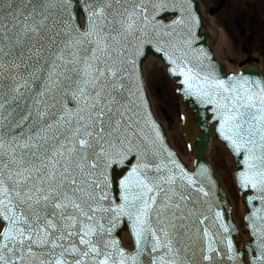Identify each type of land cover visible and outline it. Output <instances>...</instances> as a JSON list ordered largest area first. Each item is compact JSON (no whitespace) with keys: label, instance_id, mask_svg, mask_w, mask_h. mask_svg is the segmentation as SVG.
<instances>
[{"label":"snow or ice","instance_id":"1","mask_svg":"<svg viewBox=\"0 0 264 264\" xmlns=\"http://www.w3.org/2000/svg\"><path fill=\"white\" fill-rule=\"evenodd\" d=\"M200 26L193 0H0V264H264V76L222 74ZM149 49L236 160L243 250L153 118Z\"/></svg>","mask_w":264,"mask_h":264},{"label":"rangeland","instance_id":"2","mask_svg":"<svg viewBox=\"0 0 264 264\" xmlns=\"http://www.w3.org/2000/svg\"><path fill=\"white\" fill-rule=\"evenodd\" d=\"M199 2L205 7L207 15L211 16L215 26L225 34L227 39L222 46H218L220 37L217 35L213 46L217 57L233 71L255 63L261 66L264 72V0H199ZM214 8L216 13L213 15L211 10ZM169 80L171 79L165 71L158 68L157 65L156 68H153L148 75L150 85L153 82L149 87L151 99L157 116L169 127L178 147L183 152L185 151V156L189 158L192 155L189 148L184 146L182 140H176L178 138L175 129L182 130L183 113L176 101L174 103L170 101V94L176 96L178 93L174 92ZM214 159L215 167L233 192L229 180L232 168L228 167L225 158L221 157L220 151L218 156H214Z\"/></svg>","mask_w":264,"mask_h":264},{"label":"water","instance_id":"3","mask_svg":"<svg viewBox=\"0 0 264 264\" xmlns=\"http://www.w3.org/2000/svg\"><path fill=\"white\" fill-rule=\"evenodd\" d=\"M193 3H194V5H197L196 2L193 1ZM198 14L201 16V26H200L199 29H197V36L199 37L198 44L206 47L207 49H209V51L213 55L214 62H216L218 64L222 74L231 75L232 73H227L224 65L222 64V62H220L216 58L215 53L212 50L211 40L215 37V33L211 29V26L208 23L207 19L200 13L199 7H198ZM81 16H83V13H81ZM203 29H204V31H203ZM150 56H153V57H156V58L162 60L159 57L158 54L154 53V51L149 49L147 58L144 59L143 63H142L143 74H144V64L148 60V58ZM242 71L245 72L246 74H250V75L263 76L260 68L258 66H256V65H251V66L244 67V68H242L240 70V72H242ZM146 95L148 97L147 92H146ZM148 100H149V97H148ZM183 100H184V103L188 107V117H187V125L185 127V131L192 138V142L190 144V149H191V152L195 154V159H194V162H193V169H195L197 167V165L199 164V165H205V166L209 167L213 171L214 179L217 182V185H216L217 186V195H218V198H219L218 199V203L221 205V207L225 211V218L231 224L235 225V228H236L238 234L236 232H234L233 233V239L238 243V246L240 248V241L239 240L241 239L242 235H241V232L239 230L238 224H237L236 220L233 217V215H234L233 214V204H232V202H231V200L229 198L227 190L222 186L221 179L215 174V169H214L211 161L209 160V156L211 155L212 150H213L214 140H219L221 142H223V141L218 137V133L216 131V123H215V121H213L211 119L210 111H207L206 109H204L197 102H194L193 99H191V98L183 97ZM149 105H150L151 111L153 112L150 100H149ZM153 118L160 125L161 133L165 137V142L168 144L169 148L171 150H173L177 154V152L175 151V149L171 146V144L169 142L168 136L166 134V131H165L163 125L155 118L154 112H153ZM177 157L185 165V163L181 160V158L179 157L178 154H177ZM233 161L235 162V164H236V166L238 168V165L236 163V160H235L234 156H233ZM189 170H191V169H189ZM122 171H123L122 168L116 169L115 175L119 176ZM236 171H237V169H236ZM241 194L243 196V202H244V204L246 206L245 225H246V230H247L248 235H249V229H248V224H247V215H248V211H249V206L245 202L244 194L243 193H241ZM125 231H127V230H124L121 233V237H122V235H123V233ZM251 239L252 238L249 235V241ZM249 241H246L244 243L243 247L240 248V249L243 250L245 245Z\"/></svg>","mask_w":264,"mask_h":264},{"label":"bare ground","instance_id":"4","mask_svg":"<svg viewBox=\"0 0 264 264\" xmlns=\"http://www.w3.org/2000/svg\"><path fill=\"white\" fill-rule=\"evenodd\" d=\"M201 11H202V13L206 14V10H205V7L203 5H201ZM211 22L215 26V23H214V21L212 19H211ZM215 28H216V26H215ZM219 33H220L219 34V37H220V43L219 44L220 45H218V46H222L224 44V42L227 41V39H226L225 34L222 31H220ZM156 65H157L158 68H160L161 70H163V71L166 72V66L162 63V61H160L159 59H157V58H155L153 56H150L148 58V60L145 62V64H144V73H145V79H146V84H147L148 89H149V87H151V85L153 83V82H151V85H150V83L148 81V75H149L150 72H152V70H153L154 67L156 68ZM225 67L227 69V72H237L238 71V70L233 71L231 68H228L226 66V64H225ZM152 79H153V77H152ZM169 83L172 86L174 92L177 93V91L175 90L176 87H177L175 81L173 79H171V80H169ZM149 93H150V89H149ZM150 96H151V94H150ZM170 98H171L170 101L172 103H174L176 101V103L179 104L180 109L182 110V113H183L182 114L183 117H184V115H187V112H186L187 111V108L183 104L181 96H179V95H176L175 96V95H171L170 94ZM165 129L167 131V134L169 136V139H170L172 145L174 144L173 146L178 150L179 155L181 156V158L184 160L185 163H187L189 165L190 169H192L194 155H191L189 158H187L185 156V154H184L185 151L183 152V150H181V148L178 147L176 141L173 139V136H172L171 132L169 131V127L165 125ZM175 134H176V136L178 138L176 140L177 141H181L182 140V142L185 144V145L184 144L183 145L186 148H188V145H189V142H190V138L187 137V136L184 137L183 131L180 130V129L179 130L175 129ZM213 147H214L213 154H212V156L209 157V159L213 163L214 167H215V164H214V162H215L214 156H218L219 151H220L221 157L223 156L225 158L226 164L228 165V167H231L232 168V174L229 175V180H230V182L232 184L233 192L226 185V183H225V181H224V179H223L220 171L217 170V168L215 167V169H216V175L220 177L221 184L223 186H225V188L227 189L228 194H229V196L231 198V202H232L233 207H234V212H233L234 218H235V220L238 223V227H239V230H240L241 235H242L241 239L239 240L240 241V248H242L243 245H244V243L246 241H249V236H248V234L246 232V225H245V220H244V215H245V212H246V206H245V204L243 202V196H241L239 194V190L237 188V184L235 182V177H234V171L236 169V165H235V163L232 160V156H231L229 150L225 147L224 144H222L220 142H217V141H214ZM219 160H220V157H219ZM123 238H124V243L126 245L131 246V244H130L131 243V240H130V238H129V236H128L127 233H124L123 234Z\"/></svg>","mask_w":264,"mask_h":264}]
</instances>
